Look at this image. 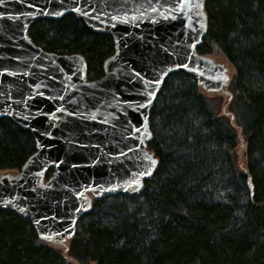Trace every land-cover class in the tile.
<instances>
[{
	"label": "trees",
	"instance_id": "1",
	"mask_svg": "<svg viewBox=\"0 0 264 264\" xmlns=\"http://www.w3.org/2000/svg\"><path fill=\"white\" fill-rule=\"evenodd\" d=\"M204 7L208 28L197 52L231 67L228 113L227 97L172 74L149 111L147 149L158 166L142 191L93 202L65 255L29 221L0 210V264H264V0ZM28 36L45 52L81 55L89 81L114 53L110 35L71 14L35 22ZM35 151L29 131L0 118V173L18 172Z\"/></svg>",
	"mask_w": 264,
	"mask_h": 264
},
{
	"label": "water",
	"instance_id": "2",
	"mask_svg": "<svg viewBox=\"0 0 264 264\" xmlns=\"http://www.w3.org/2000/svg\"><path fill=\"white\" fill-rule=\"evenodd\" d=\"M68 14L112 38L97 80L81 55L45 52L28 36L35 22ZM207 28L204 0H0V118L36 148L18 172L0 174V210L65 255L93 202L141 192L158 166L149 111L169 76L227 97L228 113L231 67L197 52Z\"/></svg>",
	"mask_w": 264,
	"mask_h": 264
},
{
	"label": "rangeland",
	"instance_id": "3",
	"mask_svg": "<svg viewBox=\"0 0 264 264\" xmlns=\"http://www.w3.org/2000/svg\"><path fill=\"white\" fill-rule=\"evenodd\" d=\"M236 151H237V154H238V156H239L240 158L244 157V153H245V145H243V144H241V146L238 145ZM6 173H8V172H6ZM0 174H1V173H0Z\"/></svg>",
	"mask_w": 264,
	"mask_h": 264
},
{
	"label": "snow or ice",
	"instance_id": "4",
	"mask_svg": "<svg viewBox=\"0 0 264 264\" xmlns=\"http://www.w3.org/2000/svg\"><path fill=\"white\" fill-rule=\"evenodd\" d=\"M137 75H139V73H137ZM158 82V81H157Z\"/></svg>",
	"mask_w": 264,
	"mask_h": 264
}]
</instances>
